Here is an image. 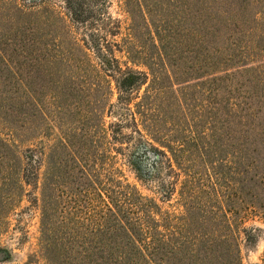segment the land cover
Returning <instances> with one entry per match:
<instances>
[{"label":"trees","instance_id":"obj_1","mask_svg":"<svg viewBox=\"0 0 264 264\" xmlns=\"http://www.w3.org/2000/svg\"><path fill=\"white\" fill-rule=\"evenodd\" d=\"M26 1L0 0V235L30 196V264H242L264 220V0H122L125 27L110 0Z\"/></svg>","mask_w":264,"mask_h":264},{"label":"rangeland","instance_id":"obj_2","mask_svg":"<svg viewBox=\"0 0 264 264\" xmlns=\"http://www.w3.org/2000/svg\"><path fill=\"white\" fill-rule=\"evenodd\" d=\"M49 5L58 12H63V2L61 0H42L41 4H30L28 1L21 2L22 6L30 7L31 5L42 6ZM108 14L117 20H120L126 26L128 23V16L122 0H110L104 5ZM75 37L81 40L85 34L82 27L72 28ZM118 57V55H117ZM140 70L145 71L143 68ZM112 119L106 118V122H111ZM8 132L0 124V135L7 138ZM49 143V142H48ZM20 151H24L27 144H17ZM128 154V153H126ZM116 167H118L124 178L136 186L140 193L144 196L155 198L158 203L162 200V195L159 192V179L144 180L138 177L137 173L128 165L126 157H118ZM164 169L160 168L161 175ZM31 194H36L33 189H30ZM177 197H173L170 204L178 208L174 202ZM6 224L3 232L0 235V264H26L28 257L37 254L38 251V237H39V210L32 197L28 196L23 198L22 202L11 211L6 219ZM249 231L250 234L255 236V240L246 243L241 236L240 241V254L242 264H264V220L260 217L247 218L242 226ZM30 264V263H28ZM31 264H46L42 258L36 257L31 261Z\"/></svg>","mask_w":264,"mask_h":264}]
</instances>
